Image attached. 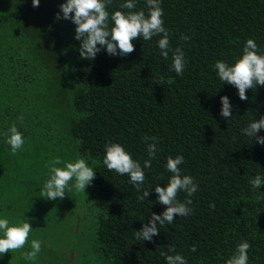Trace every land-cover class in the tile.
I'll use <instances>...</instances> for the list:
<instances>
[{
    "label": "trees",
    "instance_id": "1",
    "mask_svg": "<svg viewBox=\"0 0 264 264\" xmlns=\"http://www.w3.org/2000/svg\"><path fill=\"white\" fill-rule=\"evenodd\" d=\"M65 2L39 0L33 7L32 0H0V65L20 78L17 83L13 78L5 81L6 89L20 91L27 110L37 100L45 109L51 107L62 134L57 152L38 139L16 154L0 145V219H8L9 226L28 221L23 214L41 210L37 202L51 175L50 162L59 158L62 163L55 166L63 168L82 158L96 173L88 185L93 192L90 205L96 210L90 249L95 264H166L162 252L179 254L187 264H226L244 241L251 245L248 264H264V184L256 189L250 183L257 175L264 179V145L242 132L264 116V86L246 90L248 100L242 101L237 89L222 84L214 69L218 60L233 65L247 39L264 54V0H160L163 26L169 32L168 59L160 55V34L150 41L133 40L135 50L127 56L101 49L91 60L80 58L75 24L55 19ZM126 2L111 0L106 10L110 16L141 10L148 15L146 0H134L132 10L120 7ZM177 47L185 57L181 75L170 70ZM37 83L44 93L35 90ZM4 86L0 83V94ZM222 96L232 105L227 120L220 115ZM4 112L0 142L9 134V125H16L14 113ZM256 135L264 137V129ZM146 136L157 138L150 168H144L147 145L152 143L144 141ZM110 143L120 144L140 163L145 173L141 191L127 175L103 164ZM178 155L184 157L181 174L198 185L188 197L192 211L171 224L158 223L159 235L151 242L137 240L135 231L152 213L165 210L157 202L155 187L167 186L172 175L167 158ZM71 182L75 180L68 185ZM146 189L149 196L139 201ZM186 196L180 191L177 200L183 203ZM56 211L54 205L50 214ZM26 244L5 253L0 264H30L22 256L31 247ZM193 246L195 251L190 250Z\"/></svg>",
    "mask_w": 264,
    "mask_h": 264
},
{
    "label": "clouds",
    "instance_id": "2",
    "mask_svg": "<svg viewBox=\"0 0 264 264\" xmlns=\"http://www.w3.org/2000/svg\"><path fill=\"white\" fill-rule=\"evenodd\" d=\"M111 0H66L60 7L55 19L61 18L71 20L75 24L74 39L80 41L78 49L80 58L94 59L97 53L104 49L107 54L112 56H127L132 53L135 48L132 43L137 38H143L144 41H150L153 36L162 34V38L158 40V48L160 55L164 59H168L170 44L169 32L163 26V10L160 7V0H146L148 15L141 11H115L109 14L106 5ZM32 6L38 7L39 0H32ZM121 8L132 10L135 8L134 0H127L126 3L120 5ZM111 21V24H110ZM182 40H188V36H182ZM99 46V47H98ZM119 50V51H118ZM258 46L253 39H247L243 48V55L229 66L223 61H216L214 69L222 84L227 83L234 86L238 91V96L242 101H247L246 90L255 89L257 85L264 86V54H258ZM186 67L184 53L181 48L177 47L172 56L171 69L177 75H181ZM162 85L163 78H159L158 82ZM221 109L220 115L225 119L232 116V105L227 96L220 97ZM18 119L23 120V117ZM264 129V116L254 120L242 132L248 137H256V143L264 145V137L256 134ZM7 144L10 145L13 154L21 149L24 144L22 134L17 130L16 126H12L8 130ZM148 143V159L144 161V168L151 167V160L156 155V137H144ZM183 156H171L167 158L166 169L172 173L167 186L155 187L157 202L165 206V210L157 215L152 213L151 219L144 224L139 231L136 232L135 238L142 241H152L154 236L159 235L157 224L161 226L171 224L177 216H187L192 209L188 205L192 204V200L188 199L197 190L198 185L194 183L193 178L188 175H182L180 165L183 163ZM59 158L50 162V178L45 182L41 197L48 200L64 199L65 189L68 187L69 181L75 180L74 188L77 191H83L86 186L91 185L95 179V171L89 167L84 159H77L75 162L66 163L65 167H56L61 164ZM103 164L109 171L114 170L119 175H127L129 182L141 191V185L145 181V173L140 163L133 160L132 156L118 143H110L105 146L103 156ZM253 188H260L264 184V179L257 175L250 181ZM183 191L187 194L185 202L181 203L177 200L178 192ZM85 193V192H84ZM149 196L148 189L143 190L142 195L137 197L139 201H143ZM210 207L214 208L212 204ZM32 230L30 224L19 222V226H9L8 219H0V258L5 253L16 251L25 246L28 236ZM251 245L247 242H241L237 245L235 253L226 260V264H248V250ZM30 252L22 253L24 259L34 261L41 250V243L38 240H32ZM191 251H195L193 246ZM165 257L166 264H187L183 256L179 254L168 255L161 253Z\"/></svg>",
    "mask_w": 264,
    "mask_h": 264
},
{
    "label": "rangeland",
    "instance_id": "3",
    "mask_svg": "<svg viewBox=\"0 0 264 264\" xmlns=\"http://www.w3.org/2000/svg\"><path fill=\"white\" fill-rule=\"evenodd\" d=\"M13 76L8 69H3V66L0 65V83L5 85L4 93L0 94V97L3 96L6 100L4 103L3 98L0 99V112L2 113L0 120L5 113L4 111H12L16 117V125L14 126L24 139L23 146L38 139L51 150L59 151L62 134L58 132V117L55 116L51 107L45 109L46 106L38 100L30 110L25 109L22 105L23 95L21 92L15 88L6 89L5 81L11 83V78L15 83L20 81V78ZM20 85H18L19 88ZM34 88L40 93L45 92L40 83H37V87ZM21 116L23 120L18 119ZM11 127L9 125V128ZM2 139L4 141H1L0 145L7 152H12L10 145L6 142L7 136L3 135ZM27 149L22 148V150ZM17 160L21 162L19 156H17ZM74 184L75 182H71L65 189L64 199L49 201L46 197L40 198L39 196L37 206L39 205L41 210H33L29 215H22L28 220L27 222L32 228L27 243L31 246L32 240L41 242V250L36 260H26V262L28 261L30 264H67V262H70L69 264H95L93 262L94 254L90 250L96 216L94 206L90 205L93 192L89 186L85 187V193L77 191ZM54 205H57V211L53 215L50 212ZM71 230L74 232L78 230L77 235L72 234L73 239H70ZM25 250L26 252L32 251L31 247H26Z\"/></svg>",
    "mask_w": 264,
    "mask_h": 264
}]
</instances>
